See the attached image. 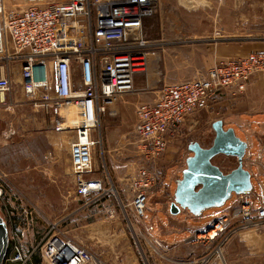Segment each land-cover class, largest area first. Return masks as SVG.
<instances>
[{"label":"rangeland","instance_id":"rangeland-1","mask_svg":"<svg viewBox=\"0 0 264 264\" xmlns=\"http://www.w3.org/2000/svg\"><path fill=\"white\" fill-rule=\"evenodd\" d=\"M6 6L8 10L21 11L28 3L6 0ZM147 28V71L137 74L132 90L108 107L95 132L100 144L94 149V166L111 192L92 206L85 207L84 200L75 195L69 154L74 136L70 122L64 124L63 131L56 130L53 118L36 107V100L25 96L21 68L17 66L13 92L7 104L0 107V213L9 228L10 254L12 247L18 246L30 259L26 264H35L39 257L41 264H47L40 243L49 222L59 220H63L66 235L89 250L97 263H108L107 255L122 260L126 252L121 249L126 245L132 246L143 264L153 263L145 251L149 239L144 236L153 220L147 224L136 221L132 179L144 167L156 172L161 183L150 196L146 219L148 211L155 213L162 206L169 213L174 196L167 185L182 179L187 158L193 155L191 144L199 143L203 148L213 145V124L219 120L225 129L236 128L237 136L249 145L243 160L252 174L249 200L256 198L254 191L259 184L264 186V75L254 76L243 93H228L212 108L189 115L171 133L166 151L155 160L145 159L135 134L139 105L157 100L165 85L205 75L220 61L264 51V0H158V12ZM230 47L244 52L227 58L230 55L224 50ZM213 163L229 173L238 166V159L220 154ZM245 198L234 195L221 209L231 215ZM103 216L105 222L99 220ZM201 232L195 234L193 245ZM197 242L199 252L183 243L180 264H195L190 252L201 257L217 248L221 250L219 264H264V260L247 262L248 257L257 258L262 253L255 247L264 246V221L247 225L237 217L221 239ZM200 248H206L205 252ZM160 254L163 264H171L170 254Z\"/></svg>","mask_w":264,"mask_h":264},{"label":"built area","instance_id":"built-area-1","mask_svg":"<svg viewBox=\"0 0 264 264\" xmlns=\"http://www.w3.org/2000/svg\"><path fill=\"white\" fill-rule=\"evenodd\" d=\"M26 2V9L14 11L0 0V107L13 92L18 66L25 96L36 100V107L53 118L56 130L63 131L64 124L70 122L75 195L84 200L85 207L92 206L111 192L94 166V149L100 144L95 132L108 107L132 90L137 74L147 71V25L158 12V0ZM257 75H264V51L220 61L205 75L165 85L157 100L142 103L137 109L135 134L145 159L160 157L171 133L189 115L212 108L228 93H243ZM160 183L161 177L146 167L133 177L132 206L138 223L145 218L150 196ZM254 194V201L249 200L252 191L240 195L245 201L231 215L221 208L201 215L211 223L202 229L197 241L221 239L237 217L247 225L263 222L264 186L259 184ZM108 214L113 216V211ZM62 225L63 220L49 222L40 243L43 260L47 264H92L93 254L72 241ZM12 248L5 264L30 260L18 246Z\"/></svg>","mask_w":264,"mask_h":264},{"label":"water","instance_id":"water-1","mask_svg":"<svg viewBox=\"0 0 264 264\" xmlns=\"http://www.w3.org/2000/svg\"><path fill=\"white\" fill-rule=\"evenodd\" d=\"M216 133L213 145L203 148L199 143L189 146L193 155L187 158V168L177 182L170 213L182 210L200 217L206 210L226 205L233 195H243L253 190L252 174L243 164L248 143L236 135L233 128L225 129L223 121L213 124ZM224 154L238 159V166L229 173L213 163V158ZM9 229L0 213V264H5L9 251Z\"/></svg>","mask_w":264,"mask_h":264},{"label":"crops","instance_id":"crops-1","mask_svg":"<svg viewBox=\"0 0 264 264\" xmlns=\"http://www.w3.org/2000/svg\"><path fill=\"white\" fill-rule=\"evenodd\" d=\"M235 52H239V53H243L244 51H239L238 49H236V47H230L224 50V53L229 54L230 56H228L227 58H231L233 56V54ZM243 55V54H240ZM238 55V56H240ZM228 129V128H226ZM237 134V130L236 128H233ZM70 154V153H69ZM185 169H183L184 171ZM182 171V173H183ZM181 180V179H180ZM177 181V180H176ZM175 181V186L172 183H169L167 185V188L170 192H172L173 196L174 193L176 191V184L177 182ZM171 204V203H170ZM170 207V205H169ZM149 214V218L143 219L144 223L147 224V222L150 220L153 222H150V227H147L146 229V234L143 235L145 237L148 236L147 239H149L148 242V246L147 249H145V251H148V258L150 260H152L153 263L150 264H163V261L160 258V253H164V254H170L168 256L171 257V264H180V250L183 248V243L188 245V247H190V249L196 248V251L199 252L198 246H196L195 244H198V242L196 240H194V245L193 243V239L195 234H197L200 230H202L204 227L208 226L211 223V219L210 218H201V217H196L193 216L189 211L187 210H182L180 215L178 216H174L172 215L170 212L166 213L164 211V207L162 206L160 209H158L155 213H151L148 211ZM210 214V213H209ZM209 214H204V216H207ZM99 217V214H97ZM102 221H106V217L103 216L101 219ZM104 221V222H105ZM105 226V225H103ZM166 227V228H164ZM161 244V246H159L157 244V241ZM192 241V242H191ZM115 247V246H114ZM118 247V246H117ZM116 247V248H117ZM120 248V247H119ZM208 248V247H207ZM255 248H259L258 252H262L260 254L259 257H251L247 259L248 263H252L255 260L259 261L260 263L263 262L264 260V246H257ZM124 249V250H123ZM120 250V249H119ZM122 251H125L126 254L124 255L122 260H113V257L110 255H107L106 258L108 260V263H99V264H143L137 256V253L135 252V250L132 248L131 245H126L125 247H122L121 249ZM205 249L200 248V251H204ZM195 251V252H196ZM215 250L211 251V254L208 255H204L201 257L199 256V253L197 255H194L193 253L190 255V253L188 254L191 259L194 260L195 264H219V256L221 254V250L220 248H217V250L215 251L218 256H215ZM230 251V250H228ZM238 251V249H237ZM96 259V258H95ZM238 259V257H237ZM230 260V258H229ZM107 262V261H106ZM151 262V261H150ZM228 262V260H227ZM97 262L94 261L93 264H98ZM192 264V262H190ZM146 264V263H145Z\"/></svg>","mask_w":264,"mask_h":264},{"label":"trees","instance_id":"trees-1","mask_svg":"<svg viewBox=\"0 0 264 264\" xmlns=\"http://www.w3.org/2000/svg\"><path fill=\"white\" fill-rule=\"evenodd\" d=\"M9 229V228H8ZM10 255V248H9V251H8V254H7V256H9ZM34 263L35 264H41V259H40V257L39 258H36L35 260H34Z\"/></svg>","mask_w":264,"mask_h":264},{"label":"bare ground","instance_id":"bare-ground-1","mask_svg":"<svg viewBox=\"0 0 264 264\" xmlns=\"http://www.w3.org/2000/svg\"><path fill=\"white\" fill-rule=\"evenodd\" d=\"M5 3H6V0H5ZM237 135V134H236ZM187 168V167H186ZM253 184V183H252ZM234 196V195H233ZM233 198V197H232ZM230 201V200H229ZM227 204V203H226ZM214 209H216V208H214ZM219 209V208H218ZM209 210H212V209H209ZM207 211V210H206ZM203 215V214H202Z\"/></svg>","mask_w":264,"mask_h":264}]
</instances>
